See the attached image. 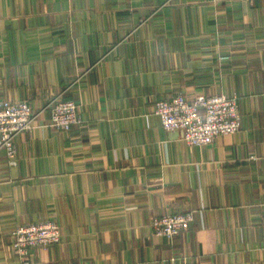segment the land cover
Masks as SVG:
<instances>
[{"label":"crops","instance_id":"obj_1","mask_svg":"<svg viewBox=\"0 0 264 264\" xmlns=\"http://www.w3.org/2000/svg\"><path fill=\"white\" fill-rule=\"evenodd\" d=\"M227 57V58H223ZM235 96L239 131L191 146L154 114ZM37 113L0 150V264L12 231L53 222L33 264H264V0H0V100ZM73 100L79 122L50 123ZM192 212L179 234L151 221Z\"/></svg>","mask_w":264,"mask_h":264},{"label":"built area","instance_id":"obj_2","mask_svg":"<svg viewBox=\"0 0 264 264\" xmlns=\"http://www.w3.org/2000/svg\"><path fill=\"white\" fill-rule=\"evenodd\" d=\"M76 107L73 100H53L51 125L59 130H69L79 122ZM154 114L165 131L181 132V139L191 146L209 145L220 135L236 134L240 127L236 97L221 93L199 94L193 98L176 94L169 99H159L154 104ZM36 116L25 100H0V150L5 152L10 165L15 164V138L31 130ZM192 220L190 211L174 213L152 218L151 227L155 235L171 238L186 229ZM11 235L12 247L20 264H33L29 258L31 248L46 249L61 239L60 228L53 222L20 225Z\"/></svg>","mask_w":264,"mask_h":264},{"label":"rangeland","instance_id":"obj_3","mask_svg":"<svg viewBox=\"0 0 264 264\" xmlns=\"http://www.w3.org/2000/svg\"><path fill=\"white\" fill-rule=\"evenodd\" d=\"M167 215H169V214H167Z\"/></svg>","mask_w":264,"mask_h":264}]
</instances>
